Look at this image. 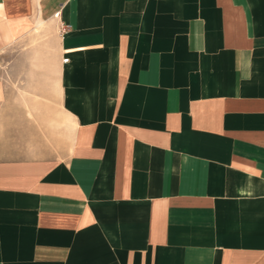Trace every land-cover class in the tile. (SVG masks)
Wrapping results in <instances>:
<instances>
[{
  "label": "crops",
  "instance_id": "crops-1",
  "mask_svg": "<svg viewBox=\"0 0 264 264\" xmlns=\"http://www.w3.org/2000/svg\"><path fill=\"white\" fill-rule=\"evenodd\" d=\"M41 24L58 113L0 81V264H264V0H0V48Z\"/></svg>",
  "mask_w": 264,
  "mask_h": 264
},
{
  "label": "rangeland",
  "instance_id": "rangeland-1",
  "mask_svg": "<svg viewBox=\"0 0 264 264\" xmlns=\"http://www.w3.org/2000/svg\"><path fill=\"white\" fill-rule=\"evenodd\" d=\"M52 30L41 24L0 48V81L8 86L14 100L24 104L23 108L45 96L53 113H58L56 86L61 53ZM61 123L70 134L72 122Z\"/></svg>",
  "mask_w": 264,
  "mask_h": 264
},
{
  "label": "built area",
  "instance_id": "built-area-1",
  "mask_svg": "<svg viewBox=\"0 0 264 264\" xmlns=\"http://www.w3.org/2000/svg\"><path fill=\"white\" fill-rule=\"evenodd\" d=\"M57 14H55V16H56ZM66 57H63V58H61V62H65L66 61Z\"/></svg>",
  "mask_w": 264,
  "mask_h": 264
}]
</instances>
